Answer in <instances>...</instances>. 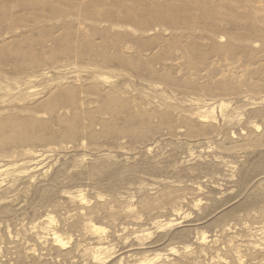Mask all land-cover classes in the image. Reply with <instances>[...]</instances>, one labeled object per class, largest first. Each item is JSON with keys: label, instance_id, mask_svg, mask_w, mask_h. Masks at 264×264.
Wrapping results in <instances>:
<instances>
[{"label": "rangeland", "instance_id": "obj_1", "mask_svg": "<svg viewBox=\"0 0 264 264\" xmlns=\"http://www.w3.org/2000/svg\"><path fill=\"white\" fill-rule=\"evenodd\" d=\"M0 264H264V0H0Z\"/></svg>", "mask_w": 264, "mask_h": 264}, {"label": "bare ground", "instance_id": "obj_2", "mask_svg": "<svg viewBox=\"0 0 264 264\" xmlns=\"http://www.w3.org/2000/svg\"><path fill=\"white\" fill-rule=\"evenodd\" d=\"M49 229V228H48ZM51 230V229H50ZM99 249V248H98Z\"/></svg>", "mask_w": 264, "mask_h": 264}]
</instances>
